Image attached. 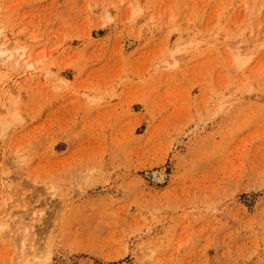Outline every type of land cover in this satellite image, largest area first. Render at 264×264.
I'll list each match as a JSON object with an SVG mask.
<instances>
[{"label": "rangeland", "instance_id": "374dc122", "mask_svg": "<svg viewBox=\"0 0 264 264\" xmlns=\"http://www.w3.org/2000/svg\"><path fill=\"white\" fill-rule=\"evenodd\" d=\"M0 45V264H264V0H0Z\"/></svg>", "mask_w": 264, "mask_h": 264}, {"label": "bare ground", "instance_id": "6f19581e", "mask_svg": "<svg viewBox=\"0 0 264 264\" xmlns=\"http://www.w3.org/2000/svg\"><path fill=\"white\" fill-rule=\"evenodd\" d=\"M11 44V43H10ZM13 44H11L12 46ZM8 45H0V60L1 61H5L6 59L12 57L13 52L10 50V47ZM17 47V46H16ZM13 48V47H12ZM24 55V54H23ZM20 56V55H19ZM28 56V55H27ZM237 64L239 66L243 65L246 61L243 60V57H241L240 55L237 56V58L235 59ZM26 64V62H24ZM154 176L157 177V174L154 173ZM160 177V176H159Z\"/></svg>", "mask_w": 264, "mask_h": 264}]
</instances>
